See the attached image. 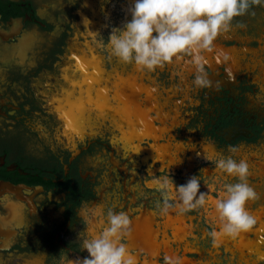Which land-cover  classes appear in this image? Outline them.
Returning <instances> with one entry per match:
<instances>
[{
    "label": "flooded vegetation",
    "instance_id": "flooded-vegetation-1",
    "mask_svg": "<svg viewBox=\"0 0 264 264\" xmlns=\"http://www.w3.org/2000/svg\"><path fill=\"white\" fill-rule=\"evenodd\" d=\"M103 2L106 1L0 0V264H60L63 255L82 259L88 253L81 250L78 234L89 238L96 235L106 223L109 208L129 215L132 231L125 243L139 263H144L149 259L147 251H138L134 244L140 219L156 217L161 223L165 218L154 206V191L148 185L153 179L169 174L176 184H181L177 179L191 155L193 167L206 165L207 170H214L215 161L209 163L201 153L204 146L218 156H228L229 147L236 146L238 151L231 153L233 159L254 158L248 162V178L264 179V151L256 150L264 140V119L244 117L241 109L244 96L241 95L240 106H232L230 102L227 87L232 88L238 71L231 72L227 61L212 66L204 63L207 80L221 91L218 97L221 104L215 107L211 122L198 127L202 109L189 116L181 100L183 86L197 74L196 67L189 63L190 56L174 58L179 63L165 65L167 72L163 71L162 76L140 71L134 64L111 56L107 36L113 26L102 29ZM130 4L128 0L116 1L114 6L121 22L115 26L131 19L127 11ZM91 14L97 20L91 19ZM246 16L237 18L245 26ZM85 18L91 21L89 25ZM245 26L233 24L226 34L218 35L214 46L240 50L243 41L251 40ZM91 41H95L92 42L95 46ZM137 85L143 86L139 95ZM237 87L243 93L246 91L242 83ZM149 91L152 97L149 95L147 99ZM79 102L92 108L83 107L81 113L75 108L77 123H74L68 110L71 104ZM97 109L104 112L102 116ZM129 113L130 120L125 116ZM141 114L147 123L151 121L153 128L166 129L158 140L152 137L139 140L133 136V132L145 129ZM35 117L44 125V135L36 128ZM79 133L83 136H77ZM122 136L134 139L126 143ZM166 143L179 145L183 150L175 156V168L164 165L159 169L162 164L154 161L148 150L154 144ZM132 146L139 147V152L134 153ZM99 149L107 150L110 165L121 163L124 170L133 167L136 176L139 175L138 184L131 186L128 195L119 201L113 199L110 165L100 160V166L94 169L91 164ZM237 179L222 174L214 183L203 179L200 191L209 188L207 201L216 199L224 184L236 183ZM120 182L124 187L123 180ZM211 208L208 204L202 207L207 233L216 227L209 217ZM247 209L264 210V201H249ZM179 215L187 222V212ZM257 224L256 221L252 228ZM159 230L156 239L161 252L157 262L164 264L165 229L161 226ZM171 231L166 229V238L172 236ZM142 234L139 241L147 243L150 237L147 226ZM171 245L177 256L190 258L189 253L182 255L177 243ZM218 251L226 250L220 246ZM258 264H264V260Z\"/></svg>",
    "mask_w": 264,
    "mask_h": 264
},
{
    "label": "clouds",
    "instance_id": "clouds-1",
    "mask_svg": "<svg viewBox=\"0 0 264 264\" xmlns=\"http://www.w3.org/2000/svg\"><path fill=\"white\" fill-rule=\"evenodd\" d=\"M254 4H264V0H132L127 9L131 19L111 29L107 48L111 56L148 72L188 55L189 63L197 69L194 84L204 86L209 81L204 75L203 53L211 51L218 35L229 31L233 24L244 27L237 18L253 14ZM85 21L91 23L87 18ZM228 151L235 153L238 148L231 146ZM214 163L221 172L238 177V182L224 184L215 200L219 224L207 235L216 246L221 237L236 238L252 228L256 221L247 203L257 194L247 182L249 165L245 160L220 154ZM151 184L159 193L155 207L162 216L170 210L186 213L206 205L207 193L200 191L199 175L177 185L169 174L153 179ZM131 231L129 215L109 208L106 223L96 235L89 238L78 234L81 250L88 255L75 260L63 255L60 264H139L125 243ZM164 264H183V258L165 255Z\"/></svg>",
    "mask_w": 264,
    "mask_h": 264
},
{
    "label": "rangeland",
    "instance_id": "rangeland-1",
    "mask_svg": "<svg viewBox=\"0 0 264 264\" xmlns=\"http://www.w3.org/2000/svg\"><path fill=\"white\" fill-rule=\"evenodd\" d=\"M105 1L106 2H103V4L100 5L102 7L101 8L102 11L104 12V15L102 14L104 20L102 29H106L110 26L117 27L115 26V24L120 20L117 15L118 14L117 7L114 6L116 5L117 0H105ZM128 2L131 3V1L129 0ZM94 7L96 8L97 6L94 5ZM252 12L253 14H249L244 18V21L247 23L244 28V31L250 34L251 40L243 41L244 46L240 48V50L236 51V55L240 63L238 73L236 74L237 81L235 80L233 86H230L232 88L227 87V89L229 90V95L231 98L230 102L232 106H236V105L240 106V102L242 103L241 97L244 96L245 103H243L241 106L242 114L244 115L245 118H249V119L256 118L257 120L260 121L264 119V4H257L255 7H253ZM91 19L97 20L96 17H94V15L92 14H91ZM60 21H63L62 18H60ZM120 22L118 23L120 24ZM221 34H226V33L224 32ZM92 42L94 43L95 41H91V43ZM93 43L92 45L95 46ZM175 63L176 60H173L171 63H169V65H175ZM163 71L167 72V68L158 67L155 71L149 73H151L154 76L157 75L162 76ZM194 79L195 77L191 81L186 82V84L183 86V90L181 92V100L182 102H184L185 109L189 113V116H195L196 112H199L198 110L200 108L202 109L203 115H201L200 122H198V127H202L205 124L211 122V120L214 117L215 107L220 106L221 103L220 101H218V97L221 94V91L214 88L211 85L210 80L208 84L198 87L194 84ZM162 81L164 82V79ZM147 82L152 83V81L150 80H147ZM241 83L246 87V91L244 93L242 90H240L237 87V85H240ZM149 93L152 97V91H149ZM39 121L40 118L35 117L34 122L38 123L36 125V128L39 130L41 135H44L46 129H44V125L40 124ZM174 123L175 120L173 118L171 124L174 125ZM169 129L170 128H168V130ZM164 131H166V129H163V131L161 130L160 132L163 133ZM77 136L82 137L83 134L79 133ZM260 142L261 144H259V146H257L256 148V150L259 152L264 151L263 149L264 140H261ZM158 148L159 147L157 146L156 149ZM153 150L155 151V149ZM169 150L168 151L171 156L169 159L167 158L168 160H166L165 165L175 168L177 166L176 165L177 161L175 156L178 155V153H180V151H182L183 148L178 147L176 145L175 146L172 145L171 148H169ZM174 152H176L175 155ZM201 153L204 154L203 157H206L207 159L206 158L205 159L207 161H210L209 163L219 158L218 155L212 154L213 152L210 148L206 149L203 147L201 149ZM97 154H98L97 157L95 156L94 159L92 158L93 161L91 162V164L94 165L93 166L94 169H97V167L100 166L99 165L100 160H104V163L110 165L109 158L107 159L108 157L107 150L99 149V152ZM154 154L157 155L156 152H154ZM237 155H239V153ZM228 156H232V154L230 153ZM190 159L186 164L185 169L180 173L179 175L180 178L177 179V182H180L181 184H184L187 181V179H189L192 175H199L201 181L204 179L205 181H211V183H214L215 178L219 177L221 174L227 175L221 172L220 170H218L216 167L212 171L207 170L206 168L208 167L206 165L204 166L202 165L195 168L193 167L194 156L191 155ZM252 159L254 158L250 157L248 160L247 157L244 156V160H247V163ZM241 160H243V157ZM162 167L163 166H160L159 169H161ZM110 169L113 170V174L110 177L111 185L114 186L112 192L114 194L113 199H117V201H119L120 199H123V196L128 195L131 186L135 187L138 184V182L140 181L139 175L136 176V174L138 173H136V171L133 170V167L124 170L123 164L121 163L111 164ZM103 175H105V173ZM255 178L250 179L247 177L248 184L254 189V191L257 194V198L251 201L263 202L264 179L261 181V179L258 176H256ZM104 179L107 180L106 178ZM120 180H123L124 187L120 182ZM202 184L203 182H201V187ZM148 186H151V188L154 191L152 202L155 206L156 201L160 198L159 193L155 191V187L152 184H149ZM116 187L117 190L115 189ZM208 190H206V192H208ZM260 192L262 193L260 194ZM215 200L216 199L210 198L206 202V206L208 204L210 207H212V204L215 203ZM187 213L189 214L187 217V222H185L186 220L183 218L184 220L183 223L181 224L180 230L175 231L177 232L178 235L177 238L172 237L173 235L166 238L167 233L165 230H163L162 243L165 244L164 245L166 251L165 255H168L170 257L177 256L176 255L177 252L173 253L174 250L171 247L172 246L171 244L175 242L178 244L176 248L179 247L180 249L183 250L182 251L183 256H187L188 253L191 254V256H189L191 259L182 257L183 264H258L259 261L264 260L261 259V257H264V216H263L264 210L263 209L262 210L257 209L254 212L249 211V213L253 215L255 221H257L258 223L257 227L251 228L246 232H243L241 235H239L236 238H231L228 236L221 237L219 244L216 246H214L212 243L210 244V238L207 236L202 208H197L188 211ZM172 214L174 215V217L180 216L179 213L177 214V211H174V213L172 212ZM154 218H155L153 223L155 228L154 236H157V234L159 233V230L157 228V223L159 220L156 219V217ZM217 220L218 218L214 220L216 221L214 222L216 224V227L218 226V222H219V220L218 221ZM153 240L154 242L157 243V239H155V237L153 238ZM158 245H159L158 248L159 254L158 256L153 257L152 259L153 264H159L157 262V257H159L161 252L159 242ZM220 246H224L226 250L224 253L218 251V248ZM228 252H230V254L232 255V256L230 255L232 257L231 259L230 256L228 255Z\"/></svg>",
    "mask_w": 264,
    "mask_h": 264
},
{
    "label": "bare ground",
    "instance_id": "bare-ground-1",
    "mask_svg": "<svg viewBox=\"0 0 264 264\" xmlns=\"http://www.w3.org/2000/svg\"><path fill=\"white\" fill-rule=\"evenodd\" d=\"M204 63L206 64H209V65H214L213 63L217 64V63H220L222 61H227L229 62V66L231 67V72H236L238 71L239 69V59L236 55V51H233L232 49H228V50H225V49H221L220 47H218L217 45L214 46V48L211 50V51H205L204 52ZM95 58V57H94ZM226 62V63H227ZM243 62V61H242ZM99 63V61H98ZM179 62L176 60V63L175 65H177ZM87 64V63H86ZM188 64V63H187ZM244 64V63H243ZM191 66V65H190ZM96 67V66H95ZM97 68V67H96ZM186 70H188L186 68ZM195 71V70H194ZM183 72V71H182ZM82 73V71H81ZM145 73V72H144ZM96 75V74H95ZM87 77V76H86ZM96 77V76H95ZM101 77V75H100ZM89 80V79H88ZM93 82V81H92ZM92 84V83H91ZM149 88V87H148ZM137 89V93L138 95L140 94L141 90L143 89V86L142 85H137L136 87ZM147 89V88H146ZM145 89V90H146ZM150 90V89H149ZM101 92V91H99ZM135 93V92H134ZM150 93H147V99H150ZM70 99V98H69ZM103 99V98H102ZM153 99V98H152ZM91 100V99H90ZM143 100V99H142ZM77 101V100H76ZM125 101V100H124ZM66 102V101H65ZM68 102V101H67ZM59 103V102H58ZM90 103V102H89ZM122 103V102H121ZM67 104V103H66ZM74 104V103H73ZM71 104V108H70V111L68 110L69 112V116L73 117L72 120L73 122L75 121L76 122V111L78 110L79 113L82 112V109H83V104L81 102L73 105ZM135 106V105H134ZM75 108H77V110L75 111ZM86 109V108H85ZM111 109V108H110ZM62 110V109H61ZM126 110V109H124ZM135 111V110H134ZM143 111V110H142ZM60 112V111H58ZM118 113V112H117ZM61 114V113H60ZM67 114V113H66ZM121 114V113H120ZM138 114V113H137ZM147 114V113H146ZM81 115V114H80ZM146 116V115H145ZM68 118V117H67ZM66 118V119H67ZM70 118V117H69ZM68 118V119H69ZM75 118V119H74ZM120 118V116H119ZM141 120H143V127L145 129H141L140 131L138 132H133V136L134 137H138L139 140H142L143 138H154L155 140H158V138L160 137L161 135V129L160 128H153L151 125V121L149 123L148 120L145 119V117L143 116V114H141ZM171 118V117H170ZM66 121V120H65ZM69 121V120H68ZM122 121V120H121ZM74 122V123H75ZM77 123V122H76ZM122 123V122H121ZM138 123V122H137ZM140 123V122H139ZM133 124V123H132ZM70 126V125H68ZM81 126V125H80ZM139 127V126H138ZM162 127V126H161ZM66 129V128H65ZM163 131V130H162ZM79 132V131H77ZM132 133V132H131ZM122 139L123 140H126L127 142L131 141L132 139H134L130 136H122ZM139 143V142H138ZM156 145V144H154ZM153 145V149H155V151L153 149H150L148 150L149 151V155L152 156L153 160L154 161H159L162 166L165 165V162L166 160H168L170 158V154H169V148H171V145L170 143H167V144H161V145H157L159 148L156 149L157 146H154ZM135 146H132V149H134V153H138L139 152V147L137 148H134ZM151 147V146H150ZM178 147H181L178 145ZM182 148V147H181ZM204 148H209V146H204ZM136 149V150H135ZM176 149V148H175ZM169 150V151H168ZM174 150V149H173ZM212 150V149H211ZM154 152L157 153L154 154ZM176 152H174V155H175ZM150 158V157H149ZM168 158V159H167ZM174 158V157H173ZM145 159V158H144ZM146 160V159H145ZM191 161V159H190ZM169 165V164H168ZM160 168V167H159ZM211 201V200H210ZM172 212L174 213L173 210H170L168 216H165L164 220L160 223L158 222L157 224L159 225V227L161 226H165L164 229L166 231V229L168 228V226H171L170 229L173 231H171L172 233V237H175L177 238V230H180L181 228V224L183 223V217L178 216V217H174V215L172 214ZM209 212V216L213 219V220H216V218H218L217 216V213H216V210H215V203L212 204V208ZM155 215V214H154ZM264 216V215H263ZM155 219V218H154ZM141 227L138 229V232L135 234L136 238L134 239L135 240V243L137 246V249L138 251H141V250H145L147 251L148 253V256H149V259H147L146 261H144V263H141V264H153L152 263V259L154 256H158L159 254V245L158 243L154 242L153 238H154V234H155V228H154V220L153 219H148L147 217H142L141 219ZM140 220H138V224L140 223ZM219 220V219H218ZM217 220V221H218ZM263 220V219H262ZM216 222V221H215ZM219 224V222H218ZM146 226L148 228V232L150 233V237H149V240L148 242L146 243L145 241H142L140 242L139 240H141V236L143 235L142 233L144 232V230L146 229ZM159 227H158V230H159ZM160 231V230H159ZM158 233V232H156ZM153 234V235H152ZM179 234H182V233H179ZM146 237V236H145ZM148 239V238H147ZM181 239V238H180ZM168 249V248H167ZM171 249V248H170ZM169 249V250H170ZM175 253V251H174ZM188 259V258H187Z\"/></svg>",
    "mask_w": 264,
    "mask_h": 264
},
{
    "label": "water",
    "instance_id": "water-1",
    "mask_svg": "<svg viewBox=\"0 0 264 264\" xmlns=\"http://www.w3.org/2000/svg\"><path fill=\"white\" fill-rule=\"evenodd\" d=\"M62 103H63V102L61 101V104H62ZM61 104H60V105H61ZM87 104H88V103H87ZM83 107L86 108V110H88V109H91V108H92V105H89V104H88V106H87L85 103H83ZM59 108H61V107H59ZM62 110H63V109H62ZM97 110H99V109H97ZM97 110H96V111H97ZM97 112L99 113L100 116H102V114L104 113V112H103V113L100 112V110L97 111ZM125 116L130 120V118H131L130 113H129V114H125ZM63 119H64V118H63ZM133 121H134V120H133ZM124 123H125V122H124ZM126 123H127V122H126ZM122 124H123V123H122ZM122 140H123V139H122ZM126 143H129V142H126ZM170 227H171V226H168L167 229H170ZM154 235H155V234H154ZM154 237H155V239L157 238V236H154ZM171 238H172V237H171ZM177 241H178V240H177Z\"/></svg>",
    "mask_w": 264,
    "mask_h": 264
}]
</instances>
